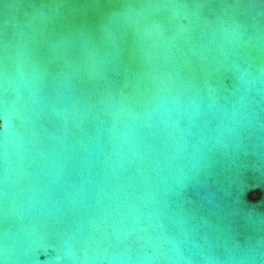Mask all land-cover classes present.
<instances>
[{
    "label": "water",
    "instance_id": "95a60500",
    "mask_svg": "<svg viewBox=\"0 0 264 264\" xmlns=\"http://www.w3.org/2000/svg\"><path fill=\"white\" fill-rule=\"evenodd\" d=\"M264 264V0H0V264Z\"/></svg>",
    "mask_w": 264,
    "mask_h": 264
},
{
    "label": "clouds",
    "instance_id": "9594fccd",
    "mask_svg": "<svg viewBox=\"0 0 264 264\" xmlns=\"http://www.w3.org/2000/svg\"><path fill=\"white\" fill-rule=\"evenodd\" d=\"M56 259H57V264H59V261H60L61 258L57 257Z\"/></svg>",
    "mask_w": 264,
    "mask_h": 264
}]
</instances>
